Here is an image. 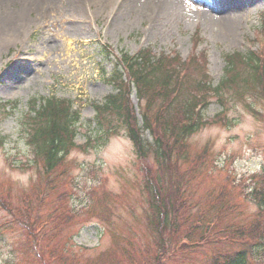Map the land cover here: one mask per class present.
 <instances>
[{"label":"rangeland","instance_id":"obj_1","mask_svg":"<svg viewBox=\"0 0 264 264\" xmlns=\"http://www.w3.org/2000/svg\"><path fill=\"white\" fill-rule=\"evenodd\" d=\"M170 1L0 0V264L30 261L24 247L29 234L39 264H126L129 249L124 245L130 238L152 244L154 211L145 182L149 177L159 181L157 164L152 157H138L123 130L112 135L105 128L107 140L96 142L103 132L100 119H93L92 104L114 93L107 81L112 64L103 59L101 44L115 53L148 46L155 54L175 51L184 59L204 49L215 84L224 74L225 54L252 50L264 77V39L259 34L264 33V0H190L192 8L183 0ZM29 2L40 9L22 12ZM229 15L240 22L226 33L215 22ZM237 90L233 86L221 103H209L207 124L189 140L190 159L178 165L185 202L193 206L199 217L192 218L201 228L212 227L214 220L222 229L229 221L253 215L256 208L247 194L264 189V83L250 93L238 95ZM51 94L78 106L81 126L78 147L47 174L20 123L30 98ZM8 101L18 102L15 110L6 108ZM48 180L50 195L40 202L38 194ZM210 195L214 201L231 197L238 210L216 218L219 207L207 204ZM212 254L211 247L180 243L159 263L208 264Z\"/></svg>","mask_w":264,"mask_h":264},{"label":"trees","instance_id":"obj_2","mask_svg":"<svg viewBox=\"0 0 264 264\" xmlns=\"http://www.w3.org/2000/svg\"><path fill=\"white\" fill-rule=\"evenodd\" d=\"M151 52L144 49L134 56L123 52L112 77L119 89L118 94L107 98L102 105L95 104L101 131L106 128L110 134L117 135L123 130L136 155L152 157L161 173L157 178L159 181L149 177L145 182V189L152 198L149 206L154 211L149 224L152 244L130 238L124 245L129 249L125 255L126 264H160L159 257L180 243L211 247L213 254L208 264H264L263 189H253L248 196L257 208L253 215L237 222L229 221L222 229H218L214 220L212 227L207 224L201 228L192 218L197 216L193 207L185 202V181L183 177L179 180L178 171L179 163L189 160V140L204 126L201 113H197L194 107L200 103L207 105L213 98L221 103L233 86L238 87V95L254 91L257 84L264 83L257 57L252 52L225 54V74L214 86L205 72V65H202L203 53L182 63L178 57H156ZM129 85H133L139 104L146 103L140 108L141 125L127 105L128 95L122 92L123 87ZM79 121L80 115L73 110L70 101L53 97L30 100L28 112L20 124L33 156L40 159L47 174L53 172L72 149ZM145 132L151 134V141L146 140ZM110 134L105 132L96 141L105 143L104 135ZM198 161L200 163V158ZM150 173L152 169L148 176ZM48 184H51L49 180ZM49 185L45 187V198L50 195ZM41 194L40 202L44 200V193ZM210 198V206L219 205L216 218L222 214L233 215V210L238 209L228 203L226 196L224 199L217 197L216 201L211 195ZM28 237L30 239L24 247L29 249L30 261L28 259L26 264H39L34 255L37 252L35 239L30 234ZM15 251L13 249L11 254L15 255ZM59 252L69 255L64 251L56 253ZM52 259L57 258L53 255Z\"/></svg>","mask_w":264,"mask_h":264},{"label":"bare ground","instance_id":"obj_3","mask_svg":"<svg viewBox=\"0 0 264 264\" xmlns=\"http://www.w3.org/2000/svg\"><path fill=\"white\" fill-rule=\"evenodd\" d=\"M52 2H55L56 0H51ZM72 2V5L71 6H73L74 7V2L73 1H71ZM171 1L170 0H165V3L167 4V3H170ZM39 4L38 3H36V2H29L28 4H26L25 6H23L22 8H23V11L22 12H26V11H29V9H31V8H35L36 7V9H40L39 8V6H38ZM217 8H222V5H221V3L217 6ZM225 9V8H224ZM238 18V17H237ZM210 21V20H209ZM220 22H215V23H217V24H222V25H224V28H223V30H224V32H228V31H230V29H233V27H235L236 25H238L237 23H239L240 22V20H234V19H231L230 18V15L229 16H224L223 18H222V20H219ZM17 22H20V21H17ZM209 24V22L208 21H206L205 20V27L207 26ZM216 24V25H217ZM14 30H16V28L14 29ZM236 30H238V27L236 28ZM235 30V31H236ZM234 31V33H236ZM217 32H219L218 31V29H217ZM221 32H223V31H221ZM220 33V32H219ZM20 72H22V71H20Z\"/></svg>","mask_w":264,"mask_h":264}]
</instances>
